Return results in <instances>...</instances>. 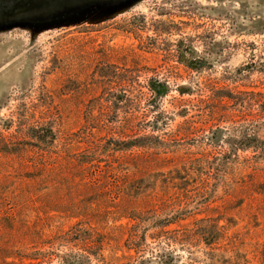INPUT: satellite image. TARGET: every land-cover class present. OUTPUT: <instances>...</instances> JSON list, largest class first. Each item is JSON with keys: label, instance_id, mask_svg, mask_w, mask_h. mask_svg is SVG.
<instances>
[{"label": "rangeland", "instance_id": "rangeland-1", "mask_svg": "<svg viewBox=\"0 0 264 264\" xmlns=\"http://www.w3.org/2000/svg\"><path fill=\"white\" fill-rule=\"evenodd\" d=\"M0 264H264V0L0 13Z\"/></svg>", "mask_w": 264, "mask_h": 264}, {"label": "crops", "instance_id": "crops-1", "mask_svg": "<svg viewBox=\"0 0 264 264\" xmlns=\"http://www.w3.org/2000/svg\"><path fill=\"white\" fill-rule=\"evenodd\" d=\"M48 1H50V2H62V4L69 3L71 5H82V4L94 3L97 0H48ZM2 3L8 4V2H2Z\"/></svg>", "mask_w": 264, "mask_h": 264}, {"label": "water", "instance_id": "water-1", "mask_svg": "<svg viewBox=\"0 0 264 264\" xmlns=\"http://www.w3.org/2000/svg\"><path fill=\"white\" fill-rule=\"evenodd\" d=\"M20 0H15L13 3L11 4H0V13H8L9 11L13 10L14 8H16V6L18 5Z\"/></svg>", "mask_w": 264, "mask_h": 264}, {"label": "flooded vegetation", "instance_id": "flooded-vegetation-1", "mask_svg": "<svg viewBox=\"0 0 264 264\" xmlns=\"http://www.w3.org/2000/svg\"><path fill=\"white\" fill-rule=\"evenodd\" d=\"M11 1L14 2L15 0H0V2H1L0 4H4V3H2V2H8V3H9V2H11Z\"/></svg>", "mask_w": 264, "mask_h": 264}]
</instances>
